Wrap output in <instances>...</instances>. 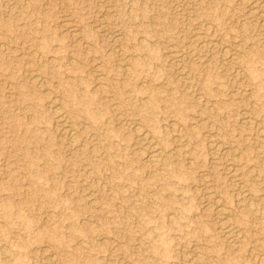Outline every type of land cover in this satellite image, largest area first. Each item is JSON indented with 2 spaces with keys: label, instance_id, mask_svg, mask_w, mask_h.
I'll return each instance as SVG.
<instances>
[{
  "label": "rangeland",
  "instance_id": "374dc122",
  "mask_svg": "<svg viewBox=\"0 0 264 264\" xmlns=\"http://www.w3.org/2000/svg\"><path fill=\"white\" fill-rule=\"evenodd\" d=\"M263 13L0 0V264H264Z\"/></svg>",
  "mask_w": 264,
  "mask_h": 264
},
{
  "label": "bare ground",
  "instance_id": "6f19581e",
  "mask_svg": "<svg viewBox=\"0 0 264 264\" xmlns=\"http://www.w3.org/2000/svg\"><path fill=\"white\" fill-rule=\"evenodd\" d=\"M244 1V0H243ZM259 1L260 0H253V2H255L256 3V5L259 3ZM261 3V2H260ZM182 7V6H181ZM257 9V8H256ZM264 14V13H263ZM66 16V15H65ZM69 16V15H68ZM67 22V21H66ZM207 24V23H206ZM205 25V24H204ZM261 26H264V17L262 18V25ZM115 27V26H114ZM207 27V26H206ZM71 28V27H70ZM198 28V27H197ZM216 30V29H215ZM214 30V31H215ZM213 31V30H212ZM264 31V30H263ZM74 33V32H73ZM113 33V32H112ZM122 34V33H121ZM74 35V34H73ZM198 35V34H197ZM202 35V34H201ZM119 36V35H118ZM191 36V35H190ZM199 38V37H198ZM77 40V39H76ZM120 42V41H119ZM196 42V41H195ZM197 43V42H196ZM200 43V42H199ZM217 43V42H216ZM239 44V43H238ZM221 45V44H220ZM228 47V46H227ZM115 48H117V47H115ZM225 48V47H224ZM223 48V49H224ZM229 48V47H228ZM234 50V49H233ZM88 51V50H87ZM115 51V50H114ZM232 51V50H231ZM89 52V51H88ZM204 52V51H203ZM223 54L225 55V57H231V59L234 57L233 55H231L229 52H228V50L226 51V49L225 50H223ZM41 58V57H40ZM93 58V57H92ZM75 62V61H74ZM240 69V68H239ZM96 72V71H95ZM124 74V73H123ZM180 75V74H179ZM102 77V76H101ZM35 78V77H34ZM32 79V78H31ZM186 79V78H185ZM123 82V81H122ZM143 83V82H142ZM145 85V84H144ZM9 86V85H8ZM111 98V97H110ZM240 100V99H239ZM54 108V107H53ZM58 109V108H57ZM245 114V113H244ZM247 116V115H246ZM251 118V117H250ZM250 118H249V116H247V117H244V119H245V123H249L250 124ZM241 120V119H240ZM205 121V120H204ZM63 122V121H62ZM65 122V121H64ZM137 124V123H136ZM138 125V124H137ZM67 128V127H66ZM142 129V128H141ZM178 129V128H177ZM263 129V128H262ZM70 130V129H69ZM72 130H74V129H72ZM140 130V129H139ZM72 133V132H71ZM143 134V136H144V138H146L147 136H146V134L145 133H142ZM177 137V136H176ZM153 138V137H152ZM213 138V137H212ZM210 142H212V141H210ZM157 143V142H156ZM217 145H219V143L217 144ZM216 145V147H218ZM219 148V147H218ZM144 152V151H143ZM164 153V152H163ZM149 157H147V159L149 158V161L151 162V163H156L158 160H159V158H160V153H159V150L157 151V150H155V151H151V153L149 152ZM147 156H148V154H147ZM229 165H231V164H229ZM228 165V166H229ZM162 171V170H161ZM88 172V171H87ZM199 173V172H198ZM205 176V175H204ZM231 177V176H230ZM257 177V176H256ZM234 178V177H233ZM209 187H211V186H209ZM243 192V191H242ZM241 194V193H240ZM218 197V196H217ZM206 200H207V203L209 204V205H211L214 209L213 210H215V214L216 215H218V216H222V220H221V224H220V228L222 229V233L224 234H226V236L227 237H237V235H239V233H237V229L235 228V226H234V224H232V222L227 218V217H225L226 215H225V208L223 207V205L216 199V195H215V193H214V191L213 190H211V189H209V190H207V193H206ZM206 206V205H205ZM230 216V215H229ZM221 217H219V219H220ZM83 220V219H82ZM92 221V220H91ZM242 234V233H241ZM242 236H243V234H242ZM239 238H241V237H239ZM231 240L232 239H230V241L229 242H231ZM243 240V239H242ZM238 241V240H237ZM182 253V252H181ZM200 254V253H199ZM264 258V257H263ZM199 263V262H198Z\"/></svg>",
  "mask_w": 264,
  "mask_h": 264
}]
</instances>
